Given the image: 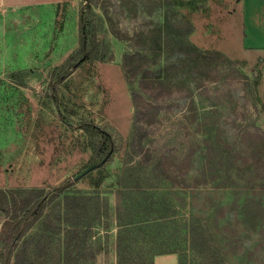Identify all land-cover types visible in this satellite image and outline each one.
I'll list each match as a JSON object with an SVG mask.
<instances>
[{
    "label": "rangeland",
    "instance_id": "1",
    "mask_svg": "<svg viewBox=\"0 0 264 264\" xmlns=\"http://www.w3.org/2000/svg\"><path fill=\"white\" fill-rule=\"evenodd\" d=\"M26 1L25 22L0 23V190H49L72 182L74 190L100 192L108 208L102 209L100 219L91 225L87 242L97 251L94 264H118L116 211L120 204L132 201L119 188L127 184L122 179L132 176L127 174L128 166L139 160L130 159L127 147L133 108L123 57L145 55L150 59L142 60L141 65L150 70L149 76L164 75L179 85L171 96L155 103L157 122L148 129L146 148L155 159L167 154L175 162L188 156L197 162L199 145L209 130H220L216 134L228 144L239 138L242 130L257 127L264 131V54L243 43L242 0H168L169 10L175 13L168 14L169 20L179 23L183 32L190 25L191 32L185 39L200 52L214 56L209 67L199 65L194 74L186 60L175 66L178 58L172 50L171 59L162 58L153 66L152 52L147 50L151 49L148 37L134 36L130 41L114 37L99 8L101 0L91 6L94 15L81 0ZM82 10L86 43L88 49L95 46V57L79 63L78 55L66 65L80 47L78 22ZM121 11L117 17L130 37L143 26H157L164 16L163 11L148 10L133 2L124 4ZM216 53L222 58L216 59ZM198 81L205 82L206 91L194 89ZM190 91L193 93L189 97ZM233 100L244 103V110L233 111ZM214 108L217 112L213 114ZM81 126H95L108 137V155L101 153L104 149L100 135ZM241 153L245 156L239 160L245 162L246 171L240 173V188L264 189L263 142L246 138ZM247 164H252L249 169ZM89 167L92 169L88 173L76 178ZM100 174L104 180L95 189L94 181ZM146 177L143 186L156 193L155 199L166 197L179 213H195L191 219L196 225L209 227L214 237L222 235L216 225L224 227L225 222H231L226 207L214 212L210 206L218 200L227 203L232 192L210 186L169 189L155 175L147 173ZM61 210L56 204L47 212L53 219ZM4 222V214L0 213V260ZM42 228L36 224L25 237L29 241L30 263L59 264V235L42 237L39 242L44 244L39 250ZM32 234L37 235L33 240ZM240 239L225 247L228 264H254V257L247 253L253 237L242 233Z\"/></svg>",
    "mask_w": 264,
    "mask_h": 264
},
{
    "label": "trees",
    "instance_id": "2",
    "mask_svg": "<svg viewBox=\"0 0 264 264\" xmlns=\"http://www.w3.org/2000/svg\"><path fill=\"white\" fill-rule=\"evenodd\" d=\"M81 1L88 8V12L94 15L91 6L95 0ZM131 2L139 3L148 10L163 11L162 22L154 27L143 26L133 36H128L117 16L118 10L121 11L124 4ZM169 6L168 0H101L99 4L109 31L114 37L124 41H130L134 36L148 37L151 49L147 50L152 52L153 66L162 58L166 61L171 59L172 55L169 53L172 50L178 58L174 61L176 67L185 60L186 64L191 65L190 72L193 74L194 70L200 68L199 65L209 67L214 62V56L200 52L185 39L192 28L186 25L183 32L179 23L169 20L168 14H172ZM84 15L82 10L78 22L80 47L67 59L66 65L74 61L78 55H81L79 63L95 57L92 54L95 46L88 49L86 43ZM188 55L190 58L187 59ZM214 55L216 59L222 58L218 53ZM148 59L150 58L139 53L126 54L123 57L124 77L128 83L133 108L132 131L127 147L131 151L130 159L139 157V160L128 166L127 174L132 176L122 179L127 184L122 183L119 188L122 193L127 192L125 194L131 196L132 201L120 204L116 211L118 231L115 248L118 264H154V257L163 254H176L177 264H228L225 247L228 243L239 242L242 233L244 235L250 233L253 237L251 248L247 252L254 257L253 263L264 264V189L256 191L252 186L242 190L239 183L240 173L246 171L243 168L245 162L239 160L244 155L241 153L242 142L252 137L261 140L264 145V131L257 127L242 130L241 136L228 144L225 142L226 139L216 134L221 133L220 130L216 133L209 130L199 145L197 162L190 159V156L175 162L167 154L155 159L145 146L148 129L157 122L158 108L155 103L164 96H171L173 88L179 85L169 82L164 75L149 76L150 70L141 65L142 60ZM256 85L254 82L253 89H256ZM206 88L205 82L198 81L194 86L196 90L206 91ZM189 93L190 97L193 92ZM232 104L233 111L244 110V103L233 100ZM212 112L214 114L217 110L214 108ZM233 123H236L235 116ZM80 129L100 135L104 149L101 153L108 155V137L103 132L95 126H81ZM212 152L216 154L212 155ZM251 165L247 164V169ZM147 173L149 176L155 175L169 189L187 190L210 186L232 192V199L227 203L218 200L210 206L214 212L227 208L231 216V222H225L224 227H218L214 223L222 234L221 237H214L206 225H196L191 219L195 213L188 215L179 213L172 205L171 199L169 201L166 197L162 200L155 199L156 193L143 186ZM129 179L135 181L130 183ZM103 180L104 176L100 174L94 181V188L98 189ZM73 184L70 182L49 190L43 188L0 190V213L4 214L5 219L0 264H31L29 241L25 237L36 224L44 227L42 236H38L39 250L44 244L39 242L43 241L42 237L59 235L62 247L59 264H94L97 251L88 245L89 231L94 221L100 219L102 209L108 208V204L100 192L74 190ZM56 204H59L62 210L52 219V215L47 211L50 206ZM163 211H166V214L161 216L160 213ZM212 220L215 221L213 218ZM36 236L32 234L30 239L33 240Z\"/></svg>",
    "mask_w": 264,
    "mask_h": 264
},
{
    "label": "crops",
    "instance_id": "3",
    "mask_svg": "<svg viewBox=\"0 0 264 264\" xmlns=\"http://www.w3.org/2000/svg\"><path fill=\"white\" fill-rule=\"evenodd\" d=\"M243 1V43L246 47L264 54V0ZM26 0H0V23L25 22ZM154 264H177L176 254H163L154 257Z\"/></svg>",
    "mask_w": 264,
    "mask_h": 264
},
{
    "label": "water",
    "instance_id": "4",
    "mask_svg": "<svg viewBox=\"0 0 264 264\" xmlns=\"http://www.w3.org/2000/svg\"><path fill=\"white\" fill-rule=\"evenodd\" d=\"M91 169H92L91 167L87 168V169L84 170L83 172L79 173V174L76 176V178H79L80 176H82V175L88 173Z\"/></svg>",
    "mask_w": 264,
    "mask_h": 264
}]
</instances>
